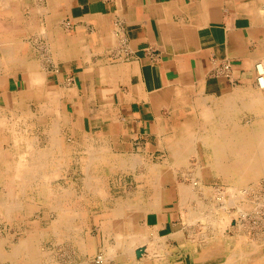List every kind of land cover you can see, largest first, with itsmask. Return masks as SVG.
Masks as SVG:
<instances>
[{"label":"crops","instance_id":"1","mask_svg":"<svg viewBox=\"0 0 264 264\" xmlns=\"http://www.w3.org/2000/svg\"><path fill=\"white\" fill-rule=\"evenodd\" d=\"M0 3V110L15 116L22 107L45 110L57 106L55 96L62 110L58 116L38 110L27 120L36 126L38 139L43 130L48 142L42 149L51 147L57 156L45 170L46 179H33L23 192L19 185V220L33 219L30 227L38 232L30 233L37 235L32 249L19 239V259L30 250L40 259L38 238L45 234L38 218L40 203L50 211L44 214L51 220L54 241L52 262L47 264H61V256L63 264H94L97 251L103 254L117 243L114 224L120 221L117 209L124 202L141 209L131 208L123 215L133 225L123 233L144 229L148 239L147 245H134L133 252L149 251L150 240L154 253L150 264H193L194 249L180 236L184 219L176 187L184 180L172 182L175 191H170L168 172L173 169L167 158L154 161L153 156L157 150L166 156L169 140L180 138L177 134L184 126H203L204 107L214 109L229 98L239 107L255 104L256 111L244 109L237 115L238 125L264 123V91L255 78V63L264 60V0ZM36 145L41 148L40 141ZM214 181L208 180L209 189L215 187ZM263 181L262 175L253 182L255 193H264ZM0 253V259L8 255L2 247ZM129 259L130 255L107 261L124 264Z\"/></svg>","mask_w":264,"mask_h":264},{"label":"bare ground","instance_id":"2","mask_svg":"<svg viewBox=\"0 0 264 264\" xmlns=\"http://www.w3.org/2000/svg\"><path fill=\"white\" fill-rule=\"evenodd\" d=\"M256 63L261 65L262 69H263V73L261 74L262 76L260 74L258 75L256 73V77H255L256 83H257L258 88L261 91H264V60H260ZM257 92H258V90H257ZM258 94H259V92H258ZM242 98H244V97H242ZM5 102H4V104H5ZM203 105H206V104H203ZM14 108H17V106ZM14 108L12 110H14ZM204 108H205V111L202 112L204 114V118L202 119L204 121L203 126L197 127V126H195V124H194V126L192 124H189L190 127H194L195 129L194 128L189 129V126H184L179 131V133L177 134V135H180V138L170 139L169 143H168V145H169L168 149L170 150V155H169L170 157L167 158V163L173 169V172L177 173L179 170L181 172L186 171V170L191 171L190 174H187V176L190 177V178H188V179H190L189 183H185V182L183 183V182L177 181L178 186L176 187V189H177L176 190V196L178 197V199H177L179 202L178 204L182 208V212H183L182 216L184 219V227H183V230H181L182 234H180V236L183 237V239L185 240V244H188V246L190 248L194 249L195 256L191 259V260H193V264H209L211 262H220V261L222 262V264H228V263L229 264H264V216L261 217V214L259 213L261 206H264V196H263L264 193L263 194L260 193L262 195H260L259 193H255L256 188L253 185V182H256L257 179L260 178L262 175L264 177V123L259 125L258 124L259 122L257 123V121H254L252 124L245 125V126H241V125H238V123H236L237 122L236 121L237 115L241 111H243L244 109H251V111H256L255 104H253V105L244 104V106L239 107V106H235V103L231 101V98H229V100H227V101L224 100L221 103L216 104L214 109L209 110L210 107L209 108L204 107ZM193 109H195V108H193ZM26 112L29 113L28 111H26ZM27 113H26V115H27ZM5 114L6 113L4 111L0 110V121H3ZM14 114L10 115V116H15L16 114L15 115ZM30 114H31L30 116H32L31 112H30ZM10 116H9V118H10ZM19 118H21V120H22L21 116ZM19 118H17V119L19 120ZM15 123H17V122H15ZM11 124H10V126H8L7 124L6 125H7V127H10L11 128L10 130L13 132L14 130H12L13 128H12ZM3 125H4V122H3ZM25 128H23V129H25ZM39 128H40V126H39ZM5 129H6V127H5ZM43 129H44V127H43ZM18 132H19V130H18ZM45 132L47 133V131H45ZM1 133H2V131H0V134ZM12 134H14V133H12ZM19 137H20V140H19ZM49 138H50V136H49ZM13 141L15 144L14 147H16V149H17L16 153L19 154L18 160H17L16 165H15V178L17 180H19L20 191L23 192L25 187H27V186L30 187L31 184L33 185V183H30V182H32L33 179H36V178L46 179L48 177V175L45 173V170H48L47 167H49V165H52L50 163L53 161V159H54L53 157L55 156V155H53L54 149L52 150L51 147H48V149L47 148L42 149L43 145L41 148H38L37 145L34 144L32 139L30 140L28 138H25L24 136H19V134L14 135ZM19 141L21 144L20 149H19ZM55 142H58V144H59V140L57 138H56ZM87 153H91V152H87ZM189 154H194L196 156V157H194V158H197V160H198L196 164L188 165L187 158H188ZM194 155H191V156H194ZM89 157H91V155ZM138 158H137V160H138ZM137 160H133V162L135 163ZM192 162H194V161H192ZM78 164H80V163L78 162ZM83 164L86 165L85 162ZM83 164H81V165H83ZM117 165L119 166V164H117ZM79 167H81V166H79ZM183 168H186V169H183ZM63 169H65V168H63ZM158 170H160V169H158ZM139 172H141V171H139ZM146 173H147V171H146ZM13 174H14V172H13ZM174 176H175V174H174ZM139 177H140V175H139ZM155 177H156V175H155ZM49 178H50V176H49ZM83 178H84V176H83ZM212 178L217 179V181H219L220 184L223 185L222 187L220 186V188L223 189L222 191L226 192V193H224V196H220L218 198V201H215L216 197H217V196H215L216 189L215 188L212 189V187H210V189H209L207 187L208 180L212 179ZM54 180L55 179H53V181ZM78 180H77V182H78ZM91 180H89V181H91ZM155 182H156V180H155ZM61 183H62V181H61ZM76 184H78V183H76ZM154 185H156V183ZM219 185H217V186L219 187ZM260 187H261V185H260ZM260 187H258V188H260ZM148 188H149V186H148ZM150 189H151V187H150ZM107 190H106V192H107ZM157 191H158V189H157ZM157 191H154V193H156ZM98 192H99V194L101 193L100 190ZM123 192H124V190H123ZM130 193H132V192H130ZM47 194H48V192H47ZM149 195H150V193H149ZM149 195H147V196H149ZM209 195L215 196V200L213 198L214 201H210V200L208 201L207 197ZM221 195H222V193H221ZM149 197H151V196H149ZM12 201H10V202H12ZM149 201H150V199H149ZM66 202H68V201H66ZM217 202H219V203H217ZM15 204H16V202H15ZM67 204H69V203H67ZM16 205H19V204H16ZM39 205H40V203H39ZM21 206H23V205H21ZM109 206H111V205H109ZM152 206H153V204H152ZM1 207H2V205H1ZM38 207H40V206H38ZM91 208H93V207H91ZM131 208L133 209L134 212H136V211L138 212V210L141 209V208H137L136 203L125 204L123 202V204L119 205V207L117 209V214L121 218H120V221L117 223V225H116V223L114 224L115 228L118 230L117 243L114 246L110 245L108 247V250L105 251L103 254L98 253V251H97V254L94 258V262L98 261V264H102V263L103 264H110L107 261L108 259H114L115 258L116 260H119V259L127 258V256L130 255V257H131V259H129L130 261L129 260H128L129 262L125 261L124 264H150L148 260L150 258L153 259V255H154V253L152 254V251H150V249L152 247V246H150V240H149L148 247H146V249H148L149 251L143 250L142 252L137 254L136 251L133 252V250H131L134 245H140V246H142L144 244L147 245V243H148V241H147L148 239L146 238L147 235L144 233V231H142L144 229H142V230L137 229L139 231H136L135 233H131V234L127 235L128 237L125 236V234L123 233L125 228H126V230L133 228V225L128 220L122 219L123 215H129L128 209L130 210ZM143 209H146V207H144ZM40 210H39V212H40ZM72 210H73V212L77 211V209H73V208H72ZM49 213H50V211H49ZM54 213H56V212H54ZM45 214H44V216L46 218ZM36 216H38V215H36ZM179 216H180V212H179ZM50 217H51V215H50ZM38 218H40V217H38ZM48 218H49V216H48ZM258 218H260V219L262 218V220H260L258 222V220H259ZM202 219H205V222L203 221L204 223H202ZM251 219L253 221H251ZM72 221L73 220L71 219V222ZM103 222H105V221H103ZM99 223H101V222H99ZM105 223H107V222H105ZM175 224H176V222H175ZM140 225H142V224H140ZM148 225H150V224H148ZM194 225L195 226L197 225L199 232H196L197 230H195L192 234L189 232V230L190 231L193 230L192 226L194 227ZM182 226H183V224H182ZM49 227H51V226H49ZM55 228H57V227H55ZM111 228H112V226H111ZM249 229H253L254 231L258 230L259 233H261L260 236L251 237V234L249 232H247ZM61 230H62V228H61ZM83 230H84V228H83ZM108 230L109 229H107V231ZM25 232H27V231H25ZM245 232H247V233H245ZM30 233H34V232H30ZM37 233H34V234H37ZM156 233L153 235H156ZM70 235H71V233H70ZM24 236H28V234H26ZM31 236L32 235H30L28 238H32ZM108 236H109V234H108ZM155 238H158V236L157 237L155 236ZM63 239H65V238H63ZM160 241H161V239H160ZM160 244H161V242H160ZM71 247H72V245H71ZM97 247H99V246H97ZM157 247L155 249H158ZM136 248H140V247L137 246ZM161 248L163 249V247H161ZM60 249H58V250H60ZM66 249H67V247H66ZM75 249H76V247H75ZM155 251H157V250H155ZM66 252H68V250ZM71 252H72V250H71ZM84 252H88V251L84 250ZM160 253L161 252H159V254ZM60 255H62V254H60ZM163 255H164V253H163ZM56 256H57V254L55 255V257ZM73 256H74V254H73ZM73 256L71 255V257H73ZM161 256L162 255L160 254V257ZM82 257H83V255H82ZM158 257H156V259ZM30 258L32 259V257H30ZM75 258H77V257H75ZM87 260H89V259H87ZM71 261H73V260H71ZM64 262H66V261H64ZM152 262H153V260H152ZM60 263H62V262H60ZM85 264H86V262H85ZM111 264H112V262H111Z\"/></svg>","mask_w":264,"mask_h":264},{"label":"rangeland","instance_id":"3","mask_svg":"<svg viewBox=\"0 0 264 264\" xmlns=\"http://www.w3.org/2000/svg\"><path fill=\"white\" fill-rule=\"evenodd\" d=\"M55 97H56L55 102L57 104V106H55V107H52V108L46 107V108H44L45 110H42V107L40 109L34 108V107L33 108L22 107V108H19V116L18 117L17 116H10L8 114V115H4L5 120L3 119V121H0V131H2V133L0 134V227H1L0 228V247H2V248L6 247L5 249L3 248V253L8 254L3 259H0V264H38V263L39 264H47V263H50L51 255L54 254L53 251H52V253H50V251H51L50 249H52L54 246L53 236L51 235V232H50L51 229L49 227V226H51L50 225L51 220L48 219L47 217L45 218V216H44V213L47 209L46 204H40V209H41L40 210V219H41L40 220V222H41L40 229H41V232H45L44 236H41V235L39 236V239L41 241V250L39 252L40 259L36 260L33 258L32 254L34 252L32 250L26 252L28 255H26L25 258L23 256V258L19 259V239L21 238L20 240L23 242L22 244H27V246L30 249H32V247H36V245H37L36 244L37 243V236L35 235L36 238L34 236H31V237H34L33 243L31 241L32 238H28L30 236V232H32V230H33L32 227H30L31 226L30 221H32L33 219H27V220H21L20 219L19 220V205H16V204H19V180H17L15 178V165H16V162L18 160L19 154L16 153L17 149H16V147H14V145H15L14 141H13L14 137L7 136L8 133L5 132V127L8 129V131L11 132V134L14 133V134H12L13 136L15 134H19V136H24L25 138H28L30 140L32 139L34 144H37V140H38V141H40V146L41 147H42V145L44 146V144H46L45 143L46 138L44 137L43 130L42 129L39 130V139H38L36 137V134H38V130H37L36 126L27 120H30V117H31L30 111L32 113V112H37L39 110L41 115H43V111L45 114L50 113V114L55 115V116H58L60 114L62 115V110L59 106L60 101H59L57 96H55ZM26 110H29L28 111L29 113H27ZM48 110H50V112H48ZM26 113H27V115L28 114L29 115L27 116ZM9 116H10V118H9ZM20 116L22 117V120H21V118H19ZM17 118H19V120ZM7 120H9V121H7ZM3 122H4V125H3ZM15 122H17V123H15ZM6 124L8 126H10V124H11V126L13 128L12 130H14V131L12 132L10 130L11 128L7 127ZM200 126H202V124H200ZM23 128H25V129H23ZM190 128H194V127L189 126V129ZM18 130H19V132H18ZM172 139H176V138H172ZM19 140H20V137H19ZM154 143H155V141H154ZM20 148H21V144L19 141V149ZM157 151L158 152L155 153L153 156L154 161L155 160L159 161L162 158H169L170 157L169 156L170 155L169 149H168L169 153L167 152L166 156L160 155L159 150H157ZM191 155H194V154H189L190 157L188 156V158H187L188 165L196 164L198 161L197 158H194V157H196L195 155L194 156H191ZM192 161H194V162H192ZM184 169H186V168H184ZM13 172H14V174H13ZM168 173H169V177H168L169 178V190L172 192L175 191V187H173V188L170 187V184H172V182H176V179L177 180H184L185 183L190 182V179H188L190 177L187 176V174L191 173V171H189V170L182 171V172L179 170L177 173H174L173 171H169ZM174 174H175V176H174ZM217 182L218 181H216L215 184ZM263 184H264V182H263ZM217 185H218V183L215 185V187H212V189H214V188L216 189L215 196H217V197L215 200V196H214L215 201H218V198L220 196H224V193H226V192L222 191L223 189L220 188V185H219V187ZM30 189L31 188H28L29 193H30ZM134 189H135V186L129 187V190L132 192ZM263 191H264V189H263ZM221 193H222V195H221ZM9 200L10 201L13 200V201L10 202ZM46 200H47V198H46ZM214 200L212 197L210 198V201H214ZM14 201L16 202V204ZM217 203H219V202H217ZM1 205H2V207H1ZM25 205L27 206V204H25ZM30 209H31V207H29V210ZM263 210H264V206H261V209L259 211V213L261 214V217L264 216ZM258 219H259L258 222L260 220H262V218L261 219L258 218ZM203 221L205 222V219H202V223H204ZM251 221H253V220L251 219ZM192 228L194 230H197L196 232H199L197 225L196 226L194 225V227L192 226ZM19 229L21 231L20 233H19ZM25 231H27L28 233ZM247 232H249L251 234V237H253V236L258 237L261 234V233H259L258 230L254 231L253 229H249ZM247 232H245V233H247ZM34 233H36V231ZM26 234H28V236H24ZM25 251H26V249L20 250V256H22V254H24ZM60 253H61V250H60ZM30 257H32V259ZM60 258L62 260L61 264H63V258L64 257L61 256ZM94 264H97V263L94 262Z\"/></svg>","mask_w":264,"mask_h":264},{"label":"built area","instance_id":"4","mask_svg":"<svg viewBox=\"0 0 264 264\" xmlns=\"http://www.w3.org/2000/svg\"><path fill=\"white\" fill-rule=\"evenodd\" d=\"M255 71H256V73L259 75H261L262 73H263V69H262V66L261 65H259L258 63H256L255 64ZM262 76V75H261ZM260 77V76H259ZM95 263H97L98 264V261L97 262H95Z\"/></svg>","mask_w":264,"mask_h":264},{"label":"water","instance_id":"5","mask_svg":"<svg viewBox=\"0 0 264 264\" xmlns=\"http://www.w3.org/2000/svg\"><path fill=\"white\" fill-rule=\"evenodd\" d=\"M142 251V249H139L136 251L137 254H139Z\"/></svg>","mask_w":264,"mask_h":264}]
</instances>
